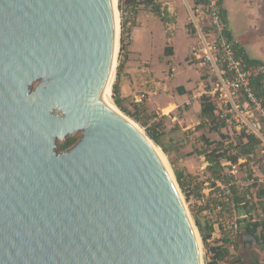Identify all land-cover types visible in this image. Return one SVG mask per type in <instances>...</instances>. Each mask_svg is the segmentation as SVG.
I'll return each instance as SVG.
<instances>
[{
  "label": "water",
  "instance_id": "1",
  "mask_svg": "<svg viewBox=\"0 0 264 264\" xmlns=\"http://www.w3.org/2000/svg\"><path fill=\"white\" fill-rule=\"evenodd\" d=\"M118 30L114 0H0V264H203L159 146L107 99Z\"/></svg>",
  "mask_w": 264,
  "mask_h": 264
},
{
  "label": "rangeland",
  "instance_id": "2",
  "mask_svg": "<svg viewBox=\"0 0 264 264\" xmlns=\"http://www.w3.org/2000/svg\"><path fill=\"white\" fill-rule=\"evenodd\" d=\"M149 1L152 3L139 5L134 9L125 7L122 14L120 0H117L118 53L111 87L112 102L124 116L134 121L146 133L145 127L121 110L114 101L113 85L117 81L118 65L123 62L119 87L124 106L135 111L131 103L138 104L140 121H146L148 125L159 123L165 128L163 131L167 151L159 147L166 157L170 171L175 174L173 167L176 166L187 175L186 193L181 188L180 192L192 223L198 230L193 216L196 215L207 232L209 225L214 228L206 243L199 231L203 264L211 260L212 253L209 248L216 244L229 249L230 253L224 264H251L250 251L256 264H264V253L259 249L258 243L253 242L251 248L245 242H240L241 235L246 231L244 227L249 221L240 219V232L235 237L224 235L221 233L222 222L231 219V215H225L214 205L201 200L202 197H208L212 201L213 194L221 191V187H217L218 180L212 177L207 168L204 151L214 147V144H208L206 138L211 141L224 140L225 148L235 154L237 150L233 147L239 136V128L235 124L222 129L221 133L228 136L229 140L219 132L211 131L209 125L200 124L197 101L206 90L215 85L216 80L210 65L202 56L200 30L208 33L203 10L194 4V0ZM156 5L160 6L161 16L155 12ZM124 21L125 30L122 25ZM122 42L126 47L120 53ZM168 48L172 49L171 53L166 50ZM137 97H143V101L136 102ZM236 164V176L231 175L232 167L228 165L224 166L223 171L231 180L239 183L236 187L237 194L254 202L259 197L260 189L264 188L261 144L253 155L242 157V161ZM250 174H253L251 178ZM254 177H257L256 186L253 185ZM223 197L222 193L221 198ZM247 212L243 210L242 214ZM257 213L259 211L255 217H258ZM247 235L251 238L249 233Z\"/></svg>",
  "mask_w": 264,
  "mask_h": 264
},
{
  "label": "built area",
  "instance_id": "3",
  "mask_svg": "<svg viewBox=\"0 0 264 264\" xmlns=\"http://www.w3.org/2000/svg\"><path fill=\"white\" fill-rule=\"evenodd\" d=\"M220 1L206 0L208 12L205 19L209 29L206 28L208 33L200 30L202 56L216 78L215 85L205 93L211 95L217 104V113L221 119L236 124L238 128L246 129L261 139V153L264 157V93L261 91L262 87L254 86V80L264 76V65L247 64L241 57L236 56L232 41L224 34L225 23L220 15ZM142 98L137 97L136 102H142ZM223 165L232 167L230 173L236 176V163L226 160ZM222 183L218 180L217 187H221V191L213 194V203L208 197L201 199L204 203L214 205L223 214L231 215V219L222 222L221 233L235 237L240 230V219L264 220L262 209L258 210L259 216L253 219H250L248 213L240 215L233 189V185L238 187L239 183L233 179L232 182Z\"/></svg>",
  "mask_w": 264,
  "mask_h": 264
},
{
  "label": "trees",
  "instance_id": "4",
  "mask_svg": "<svg viewBox=\"0 0 264 264\" xmlns=\"http://www.w3.org/2000/svg\"><path fill=\"white\" fill-rule=\"evenodd\" d=\"M224 1L225 0H221L219 4L220 15H221L222 20L225 23L224 34L230 41H232L236 56L241 57L247 64H252V65L263 64L264 65V63L260 59L251 57L246 52L245 48L240 43L235 41L232 31L229 27L228 14H227V9L225 7ZM146 3H152V1H149V0H120L119 8L123 14L125 7L130 6L131 8L134 9L138 7L139 5H143ZM194 4L198 7L199 6L201 7L204 13V18H205L208 12L206 0H194ZM155 12L160 16L162 15L159 5L155 6ZM206 23H207V20H206ZM122 25H123V29L125 30V25H126L125 21L122 23ZM205 28L209 29L207 24L205 25ZM125 47H126L125 43L122 42L120 53L125 51ZM166 50L170 53L172 52L171 48H168ZM122 69H123V62L119 63L118 65L117 81L113 85V96H114V101L116 105L121 110H123L126 114L130 115L132 118L138 121L142 126H144L147 136L150 139H152L156 145L160 146L166 152L167 147H166V141L164 139L165 132L163 131V129L165 130V128L161 126V124L159 123L148 125L146 121H140L139 115L137 113L140 110L138 108V104L134 102L131 103L135 111H131L130 109L124 106L123 104L124 98L120 95V87H119L120 73ZM254 86L258 88L262 87L263 89L261 91L264 93V76H261L260 78H256L254 80ZM182 92L184 91L182 90ZM199 117H200L201 125H209V129L211 131H217L223 136L225 135L221 133L222 129L225 126L233 124V123H227L225 120L221 119V117L217 113V104L213 101L212 96L207 93L202 94L200 97ZM225 137H226V140H229L228 136H225ZM79 138H80V134L68 136L64 141L60 142L59 149L63 151L71 147L79 140ZM206 142H208V144H214V147L204 151V154L208 162V166H207L208 170L210 171L212 177L215 180H220L223 183H229V182H232V180L231 178L228 177V174L223 171L224 165H223L222 160H230L232 163H237L239 159L242 157L244 158L250 157L256 152L257 147L261 143V139L254 133L249 132L246 129L239 128V136H238L237 142H235V145L233 147V149L237 150V153L235 154H231L230 153L231 150L225 148L224 140L223 141H211L210 139L206 138ZM173 168H174V173H175L176 179L179 183L181 190L184 193H186L187 175L185 174L184 171L178 169L176 166H174ZM252 176L253 174L252 175L250 174L249 178H251ZM253 185L254 186L257 185V177H254ZM233 189H234L235 201H236L238 212L240 215H242L243 210H247L248 211L247 213L250 215V219H253L255 218L256 212H258L259 209H262L264 211V188L260 189L258 193L259 197L254 202L250 200H246L245 198H243V196L238 195L235 185H233ZM193 216H194V220L197 225V228L201 233L202 239L204 243H206L207 240L211 238L214 228L212 225H209L207 227L209 232H207L206 228L202 225L199 218L196 215H193ZM257 216H259L258 213H257ZM244 229L246 230L247 233H249L251 236H254L256 238L257 243L259 245V249L264 253V220L249 221L244 227ZM209 250L212 253V257L210 261L206 262V264H224L227 256L230 253L227 247H224L219 244L211 246ZM240 264H245V263L240 262Z\"/></svg>",
  "mask_w": 264,
  "mask_h": 264
},
{
  "label": "crops",
  "instance_id": "5",
  "mask_svg": "<svg viewBox=\"0 0 264 264\" xmlns=\"http://www.w3.org/2000/svg\"><path fill=\"white\" fill-rule=\"evenodd\" d=\"M224 4L235 41L264 63V0H225ZM197 102L200 111V100ZM247 236L245 231L240 240L247 241Z\"/></svg>",
  "mask_w": 264,
  "mask_h": 264
},
{
  "label": "bare ground",
  "instance_id": "6",
  "mask_svg": "<svg viewBox=\"0 0 264 264\" xmlns=\"http://www.w3.org/2000/svg\"><path fill=\"white\" fill-rule=\"evenodd\" d=\"M114 2L115 3H117V0H114ZM114 76H115V72L113 71L112 72V74H111V77H110V80H109V83H108V85H107V87H106V96H107V99H108V101H109V103L119 112V113H121L118 109H117V107L114 105V103L112 102V99H111V87H112V84H113V79H114ZM157 149V151H158V153L160 154V156L162 157V159L164 160V162L166 163V165H167V160H166V157H165V155H164V153L162 152V150L159 148V147H157L156 148ZM168 166V165H167ZM171 169V168H170Z\"/></svg>",
  "mask_w": 264,
  "mask_h": 264
},
{
  "label": "flooded vegetation",
  "instance_id": "7",
  "mask_svg": "<svg viewBox=\"0 0 264 264\" xmlns=\"http://www.w3.org/2000/svg\"><path fill=\"white\" fill-rule=\"evenodd\" d=\"M240 242L241 243H243V241H241L240 240ZM252 244H253V241L251 240V238H247V241H245V245L247 246V247H251L252 246ZM252 248V247H251ZM249 256H250V258H249V262L251 263V264H256L255 263V259L253 258V256H252V252L250 251L249 252Z\"/></svg>",
  "mask_w": 264,
  "mask_h": 264
}]
</instances>
